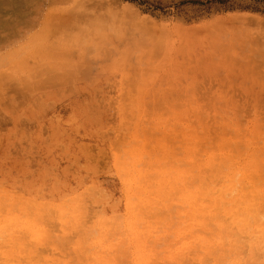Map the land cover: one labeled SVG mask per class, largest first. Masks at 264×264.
<instances>
[{"label": "rangeland", "instance_id": "374dc122", "mask_svg": "<svg viewBox=\"0 0 264 264\" xmlns=\"http://www.w3.org/2000/svg\"><path fill=\"white\" fill-rule=\"evenodd\" d=\"M0 264H264V0H0Z\"/></svg>", "mask_w": 264, "mask_h": 264}]
</instances>
